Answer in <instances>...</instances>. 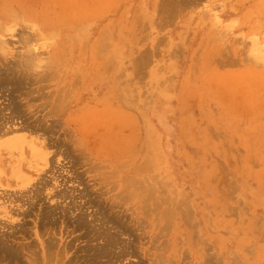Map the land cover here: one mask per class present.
Masks as SVG:
<instances>
[{
  "label": "rangeland",
  "instance_id": "374dc122",
  "mask_svg": "<svg viewBox=\"0 0 264 264\" xmlns=\"http://www.w3.org/2000/svg\"><path fill=\"white\" fill-rule=\"evenodd\" d=\"M88 1L0 0V264H264V0Z\"/></svg>",
  "mask_w": 264,
  "mask_h": 264
},
{
  "label": "bare ground",
  "instance_id": "6f19581e",
  "mask_svg": "<svg viewBox=\"0 0 264 264\" xmlns=\"http://www.w3.org/2000/svg\"><path fill=\"white\" fill-rule=\"evenodd\" d=\"M88 1V0H87ZM160 1V0H159ZM89 2V1H88ZM179 3V2H178ZM161 4V3H160ZM164 4H165V2H164ZM89 5V4H88ZM83 7V6H82ZM165 8V7H164ZM2 47V46H1ZM4 47V46H3ZM3 49V48H2ZM4 50V49H3ZM5 51V50H4ZM113 56V55H112ZM110 62V61H109ZM112 62V61H111ZM13 67V66H12ZM10 68V67H9ZM8 68V69H9ZM14 68H15V66H14ZM14 68H13V70H14ZM65 90V89H64ZM58 95H60V93L58 94ZM57 95V96H58ZM61 96H62V94H61ZM67 96V95H66ZM65 98V97H64ZM58 99H60V97L58 98ZM61 100V99H60ZM58 101V100H57ZM63 101V100H62ZM63 104V103H62ZM150 129V128H149ZM148 129V130H149ZM7 131V130H6ZM5 131V132H6ZM22 132V131H21ZM24 132V131H23ZM15 134V133H14ZM5 135V134H4ZM8 135V134H7ZM3 138V137H2ZM22 141V140H21ZM16 142V140H7L5 143L3 142L2 144L4 145V147H5V149L6 148H8V149H13V147H15V146H17V143H15ZM18 142V141H17ZM2 145V146H3ZM2 149V148H1ZM9 153V152H8ZM10 154V153H9ZM0 161L2 160V158H3V154H1L0 153ZM18 160V159H17ZM11 165V173H12V175L17 179V180H22V183H25L26 181H28V179H29V177L26 175V173H24V171H23V169H22V167H20V165H15L14 166V164H10ZM4 172V170H3V167L1 166V163H0V174H2ZM29 175V174H28ZM21 183V184H22ZM30 183V182H29ZM16 186V185H15ZM16 191V190H15ZM21 192V191H20Z\"/></svg>",
  "mask_w": 264,
  "mask_h": 264
}]
</instances>
